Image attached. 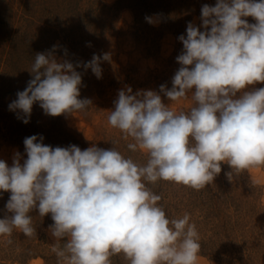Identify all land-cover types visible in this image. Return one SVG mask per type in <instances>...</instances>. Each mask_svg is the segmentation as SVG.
<instances>
[{"label":"clouds","instance_id":"obj_1","mask_svg":"<svg viewBox=\"0 0 264 264\" xmlns=\"http://www.w3.org/2000/svg\"><path fill=\"white\" fill-rule=\"evenodd\" d=\"M201 20L203 31L188 23L186 36L178 37L183 51L176 57L180 68L172 87L160 85L169 101L190 92L194 105L177 113L156 91L133 94L127 87L107 116L124 139L134 141L129 150L147 152V162L138 164L115 147L53 148L43 144V136L25 138L22 164L19 152L11 166L0 160V192H10L0 237H10L14 229L33 237L30 213L36 210L41 217L51 215L48 232L58 242L52 251L66 264H111L121 253L129 264H197L201 243L190 214L168 218L158 203L161 195L146 182L201 190L222 163L231 169L230 182L264 166V87L246 90L264 84V0H217L202 7ZM54 50L35 55L33 78L9 105L23 114L25 124L37 102L53 117L92 105L79 99L81 64L57 59ZM102 60H110L109 54H94L83 67L99 79Z\"/></svg>","mask_w":264,"mask_h":264},{"label":"rangeland","instance_id":"obj_2","mask_svg":"<svg viewBox=\"0 0 264 264\" xmlns=\"http://www.w3.org/2000/svg\"><path fill=\"white\" fill-rule=\"evenodd\" d=\"M217 0H0V160L12 165L16 152L21 164L27 159L24 139L43 136V144L55 147L76 145L85 150L93 145L115 147L125 157L145 164L147 152L127 148L131 137L123 138L107 121L114 110L118 92L131 87L153 90L175 112L194 105L191 93L169 101L160 85L169 89L180 68L176 57L183 51L178 39L186 36L188 23L201 31V9L215 6ZM149 17L153 23L146 20ZM256 23L252 17L244 18ZM210 30V29H209ZM55 50L57 59L81 66L79 99H90L85 112L46 115L34 103L29 122L23 114L10 111L33 78L29 70L37 53ZM65 51L67 55L65 56ZM109 54L101 61V78L83 64L93 55ZM264 87L257 83L248 86ZM21 117V118H18ZM115 142L112 144V142ZM231 169L222 163L221 172L201 190L160 180L147 186L161 195V204L170 219L190 214L196 225L201 250L197 264H264V166L253 167L229 181ZM10 192H0V219L6 214ZM10 215V213H7ZM36 234L29 238L18 229L10 237H0V264H66L52 248L58 242L48 232L51 215L41 217L33 210ZM11 244H7V240ZM61 245L63 241L59 242ZM111 264H129L123 253L113 255Z\"/></svg>","mask_w":264,"mask_h":264}]
</instances>
